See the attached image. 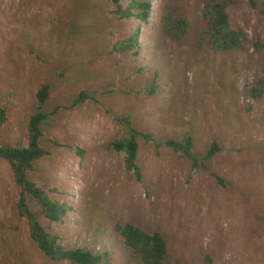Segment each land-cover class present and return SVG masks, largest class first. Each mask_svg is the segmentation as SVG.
Wrapping results in <instances>:
<instances>
[{"label": "rangeland", "instance_id": "rangeland-1", "mask_svg": "<svg viewBox=\"0 0 264 264\" xmlns=\"http://www.w3.org/2000/svg\"><path fill=\"white\" fill-rule=\"evenodd\" d=\"M148 1L157 15L162 0ZM171 2L182 6L192 32L156 49L143 24L135 56L113 50L111 39L118 32L128 37L140 22L108 15L107 0H0V104L10 100L0 141L27 144V117L47 82L50 153L34 178L57 188V199L80 211L85 197L92 199L102 234H111L117 221L162 232L165 264H264V93L253 98L247 91L264 78V51L254 47L258 38L264 42V0L228 6L232 26L248 37L232 53L197 46L205 0ZM83 90L98 93L76 103ZM122 115L162 141L192 136L197 164L168 146L141 142L137 182L110 147L123 134L115 121ZM213 143L220 150L205 160ZM16 196L0 160V264H70L36 249L16 213ZM69 215L45 224L65 244H89L95 216L88 226L81 213ZM112 256L108 264H142L122 248L113 247Z\"/></svg>", "mask_w": 264, "mask_h": 264}, {"label": "trees", "instance_id": "trees-1", "mask_svg": "<svg viewBox=\"0 0 264 264\" xmlns=\"http://www.w3.org/2000/svg\"><path fill=\"white\" fill-rule=\"evenodd\" d=\"M106 13L118 20L137 19L140 24L131 31L128 37L112 36L113 50L117 52H132L137 56L141 53L139 30L144 24L154 35V46L170 41L186 39L193 29L192 21L185 15L179 4L171 0H162L152 10V3L148 0H107ZM237 0H205L201 10V26L196 29L198 47H207L216 52L232 53L244 49L248 42L247 34L242 29L232 26L228 6ZM116 37V38H114ZM255 50L264 51V42L258 38L254 43ZM157 86V83L155 82ZM150 91H154L153 88ZM247 91L253 98L264 93V78L257 80V85L248 87ZM98 90H83L77 95L76 103H81L97 95ZM148 94V93H147ZM36 108L27 117V144H9L0 141V160L4 161L12 175L17 189L15 210L17 215L26 223L27 234L36 249L52 262H68L70 264H108L113 259V247L122 248L142 264H165L169 253V245L160 231H147L133 222L117 221L111 234H102V219L92 212L94 201L85 197L81 211L70 202H61L54 196L59 192L57 188H46L39 183L34 174L40 162L50 153L46 142L44 123L51 113L47 104L51 97V84L43 83L36 91ZM10 100H2L0 104V131L9 120ZM115 121L122 127V136L114 139L110 147L123 157L124 170L131 173L137 182L143 180V170L138 162L141 142L157 146L165 145L178 152L183 157L191 158L197 164L193 148L192 136L185 135L183 139L160 140L155 134L143 130L135 124L130 115L117 116ZM220 147L213 143L204 155L205 160L212 159ZM220 180V178H218ZM72 193V192H70ZM93 201V203H92ZM71 211L81 213L88 226L91 217L95 216L96 233L88 234L89 244H65L62 234L50 230L49 223H63L68 221ZM111 237V242L106 238ZM98 246L99 249H96Z\"/></svg>", "mask_w": 264, "mask_h": 264}]
</instances>
